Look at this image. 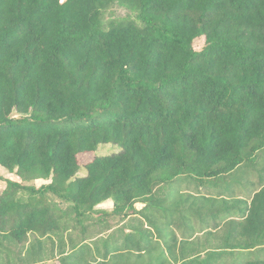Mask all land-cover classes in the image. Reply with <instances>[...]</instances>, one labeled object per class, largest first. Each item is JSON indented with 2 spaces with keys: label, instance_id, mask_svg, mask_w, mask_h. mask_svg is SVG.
Returning a JSON list of instances; mask_svg holds the SVG:
<instances>
[{
  "label": "trees",
  "instance_id": "obj_1",
  "mask_svg": "<svg viewBox=\"0 0 264 264\" xmlns=\"http://www.w3.org/2000/svg\"><path fill=\"white\" fill-rule=\"evenodd\" d=\"M0 168V264H264V0H0Z\"/></svg>",
  "mask_w": 264,
  "mask_h": 264
},
{
  "label": "rangeland",
  "instance_id": "obj_2",
  "mask_svg": "<svg viewBox=\"0 0 264 264\" xmlns=\"http://www.w3.org/2000/svg\"><path fill=\"white\" fill-rule=\"evenodd\" d=\"M102 21H103V28L108 30L111 26H115L120 24L121 22L125 21H134L136 23H140L139 15L138 13H134L133 11L127 9L126 7H122L118 4H113L110 6L107 10L104 11L102 15ZM205 46L204 39H200L195 41L194 47L197 51H201ZM115 148L113 146H103L100 148L99 152L101 154H109L111 153ZM93 158V154L83 155L79 157L80 164H86L90 162ZM242 175V172L239 173V176L236 178H240ZM245 177V176H243ZM7 180H13V181H19V179L13 175L9 174L6 170L0 168V192H2L6 188V182ZM37 187H41L47 184L45 181H37L36 183ZM142 205H138L137 208H142ZM99 209H106V210H112L113 205L112 203H105L98 207ZM238 254V253H234ZM228 260H231L232 258H229ZM250 257L248 255H240L236 258H234L231 261H228V264H242L246 260H248Z\"/></svg>",
  "mask_w": 264,
  "mask_h": 264
}]
</instances>
